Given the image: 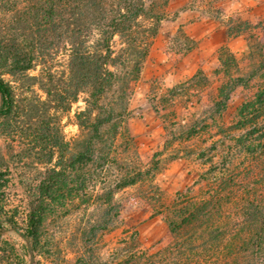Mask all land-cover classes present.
I'll use <instances>...</instances> for the list:
<instances>
[{"label":"rangeland","instance_id":"obj_1","mask_svg":"<svg viewBox=\"0 0 264 264\" xmlns=\"http://www.w3.org/2000/svg\"><path fill=\"white\" fill-rule=\"evenodd\" d=\"M113 45L120 48L118 37ZM222 50L234 61L230 58L222 66ZM66 63L67 53L62 52L53 69L62 71ZM261 63L264 0H169L128 97V115L108 142L110 161L104 169L93 164L85 180L76 161L64 184L53 183L58 185L49 193L34 250L6 219L22 230L30 199L41 194L40 185L52 168H62L57 149L42 141L39 123L46 119L51 128H58L70 147L67 153L77 156L81 129L76 114L85 104L80 95L68 111H57L48 102L36 108L46 97L41 67L32 70L31 78L17 84L23 103L9 118L0 114V246L7 248L3 243L8 242L12 247L7 264H83L82 260L118 264L125 244L136 243L149 252L167 246L172 237L161 204L192 191L205 169L202 161L189 155L192 140L183 139L182 132L193 118L210 114L218 89L230 77L224 72L248 76ZM200 72V82L193 81ZM256 82L262 80L234 90L223 114L225 125L235 120L237 108L257 90ZM67 159L68 154L64 162ZM148 170L152 178L144 176ZM132 178L137 179L135 184H130ZM108 211L112 222L92 241L90 250L83 233Z\"/></svg>","mask_w":264,"mask_h":264},{"label":"trees","instance_id":"obj_2","mask_svg":"<svg viewBox=\"0 0 264 264\" xmlns=\"http://www.w3.org/2000/svg\"><path fill=\"white\" fill-rule=\"evenodd\" d=\"M168 1L0 0V114L9 118L18 103H23L17 84L31 78L29 73L38 66L46 101L36 108L48 102L57 111H68L84 95V108L76 114L81 129L77 156L67 153L70 147L58 128H51L46 119L39 123L42 141L57 149L62 168H52L40 185L41 194L30 199L22 230L11 218L6 219L30 250H34L49 193L58 182L64 184L70 178L69 169L76 161L83 180L93 164L98 162L99 169H104L110 161L109 143L128 115V97ZM115 37L121 45L118 50L113 45ZM62 52L67 53V63L58 71L53 65ZM230 58L234 61L222 50V66ZM226 72L230 77L218 89L210 114L193 118L182 132L183 139L192 140L189 155L202 161L205 169L192 191L161 204L172 241L154 252L136 243L125 244L118 264H264V63L248 76ZM201 73L192 80L199 83ZM257 79L262 80L256 82L257 90L237 108L235 120L225 125L223 114L234 90L248 88ZM144 176L152 178V173L148 170ZM136 181L129 180L130 184ZM110 212H104L83 233L88 249L112 222ZM3 244L7 248L0 246V264H7L12 247Z\"/></svg>","mask_w":264,"mask_h":264}]
</instances>
